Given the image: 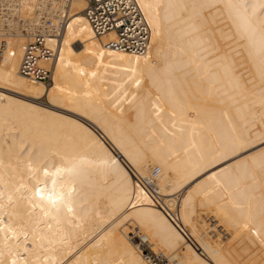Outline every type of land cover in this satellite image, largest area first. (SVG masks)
Segmentation results:
<instances>
[{
  "label": "bare ground",
  "instance_id": "1",
  "mask_svg": "<svg viewBox=\"0 0 264 264\" xmlns=\"http://www.w3.org/2000/svg\"><path fill=\"white\" fill-rule=\"evenodd\" d=\"M132 1L142 55L107 48L84 0H22L0 33V264H147L140 237L168 264H264V167L233 152L264 138V0H244L251 39L222 0ZM41 14L48 84L19 73ZM181 192L191 241L162 203Z\"/></svg>",
  "mask_w": 264,
  "mask_h": 264
},
{
  "label": "built area",
  "instance_id": "2",
  "mask_svg": "<svg viewBox=\"0 0 264 264\" xmlns=\"http://www.w3.org/2000/svg\"><path fill=\"white\" fill-rule=\"evenodd\" d=\"M21 1L0 0V33L15 34L16 30L11 25L14 23H18L19 27L22 25ZM84 1L87 3L84 15L93 33L98 37L109 32L114 33V39L105 44L107 48L140 55L146 53L149 47V30L132 0ZM59 24L63 26V17ZM20 30L23 29L20 28ZM50 37L59 39V29L50 19L41 14L40 25L32 34L31 41H28L23 47L19 65V73L23 77L34 82L41 81L46 84L50 82L51 69L45 64L51 63L56 56V49L47 44ZM158 173L159 169L151 171V183L143 179L138 180L147 190L155 192L153 182L156 180ZM170 210L172 216L167 214L170 220L178 227L185 239L191 241L186 230L176 223V212ZM136 243L147 264H168L167 259L162 254L152 251L149 242L145 238H137Z\"/></svg>",
  "mask_w": 264,
  "mask_h": 264
},
{
  "label": "snow or ice",
  "instance_id": "3",
  "mask_svg": "<svg viewBox=\"0 0 264 264\" xmlns=\"http://www.w3.org/2000/svg\"><path fill=\"white\" fill-rule=\"evenodd\" d=\"M226 7L230 9H234L238 14L243 13L242 18L245 20L244 32L248 34L249 39H251V26L250 21H248L247 17V4L244 0H222ZM264 7V5H261ZM261 47L264 49V37L261 38ZM264 136V134H262ZM234 153H239L236 156L237 160H246L247 158H252L253 162L257 159L259 160L261 167H264V138L260 139L259 143L249 142L247 144L241 145L239 149H233ZM258 154V155H256ZM47 175V172L45 173ZM55 183V182H53ZM37 195H40V190L37 189ZM49 199H53L52 196ZM55 202V201H54ZM198 264H211L209 260L206 258L199 257L197 253ZM186 264H197L196 261L189 260Z\"/></svg>",
  "mask_w": 264,
  "mask_h": 264
},
{
  "label": "rangeland",
  "instance_id": "4",
  "mask_svg": "<svg viewBox=\"0 0 264 264\" xmlns=\"http://www.w3.org/2000/svg\"><path fill=\"white\" fill-rule=\"evenodd\" d=\"M157 182V180H155V183ZM183 192H181L180 194L174 196V197H169V198H163V205L164 208L169 211L170 213V209L174 210L175 212H177L178 210V206H179V202H180V198L182 196ZM169 202H172V205L169 206ZM171 214V213H170ZM186 232H188V230H186ZM191 240V239H190ZM195 245V243H194ZM196 246V245H195ZM162 253L165 254V251H163Z\"/></svg>",
  "mask_w": 264,
  "mask_h": 264
}]
</instances>
